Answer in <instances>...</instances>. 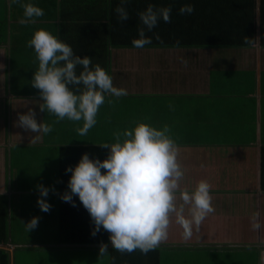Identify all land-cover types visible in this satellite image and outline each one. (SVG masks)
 <instances>
[{
    "label": "crops",
    "instance_id": "1",
    "mask_svg": "<svg viewBox=\"0 0 264 264\" xmlns=\"http://www.w3.org/2000/svg\"><path fill=\"white\" fill-rule=\"evenodd\" d=\"M91 1L32 0L44 14L35 23L21 24L26 0H0V196L5 198L0 232L7 233L0 250L9 264H264L259 175L264 48L110 45L107 14L100 15ZM126 7L134 12L133 0ZM136 19H117V24L132 26ZM38 26L93 63L104 69L108 65L113 84L127 90V95L106 98L86 135L76 131L82 121L57 120L39 109V90L31 85L38 61L26 43ZM28 108L35 110L38 122L52 123V131L35 134L21 128L17 114ZM137 121L169 126L185 172L180 188L191 190L206 179L213 211L193 223L187 237L173 214L167 237L155 248L121 252L109 240H91L88 211L75 194L73 205L59 193L71 175L66 165H75L83 152L105 158L107 151L99 143L114 142V132ZM38 183L55 188L45 197L51 205L46 212L36 203ZM187 210L185 205L186 216ZM32 216L39 220L28 230L25 223ZM101 242L108 250L98 255Z\"/></svg>",
    "mask_w": 264,
    "mask_h": 264
},
{
    "label": "clouds",
    "instance_id": "2",
    "mask_svg": "<svg viewBox=\"0 0 264 264\" xmlns=\"http://www.w3.org/2000/svg\"><path fill=\"white\" fill-rule=\"evenodd\" d=\"M127 3L128 0H119L115 8L121 22L129 18ZM22 7L21 24L35 23L36 18L44 14L43 8L32 0L23 2ZM193 10L190 2L178 9L181 14H190ZM171 11L170 5L148 3L138 13L142 27L137 29L138 35L132 39V45L139 48L149 44L151 37L145 32L151 31L161 19L168 22ZM243 39L252 46L258 43L249 36ZM26 43L33 48L38 61L31 85L39 90L42 101L39 109H47L57 120L82 121V126L76 128L81 136L96 124L98 109L106 98L127 95L126 88L115 86L112 76L99 63H93L89 55L77 54L70 44L49 30H34ZM17 116L16 123L26 131L35 134L52 131L53 124L42 119L38 122L32 108ZM113 135L114 142L99 143L107 149L105 158H90L88 152H83L75 165L65 166V172L71 175L66 190L59 193L60 199L74 205L75 194L90 215L91 234L106 230L111 247L121 252L135 249L147 252L155 248L167 237L173 214L183 228V235H191V225L198 224L213 211L210 184L200 179L191 190L180 188L185 172L178 161L177 145L169 126L158 128L137 121L132 128L116 131ZM35 187L39 193L36 203L46 212L51 205L45 197L50 188L53 192L55 188L43 183ZM177 196L182 201L179 204ZM185 205L188 206L187 216ZM38 220V216H32L25 223L26 228H35ZM107 250L108 244L101 242L98 255Z\"/></svg>",
    "mask_w": 264,
    "mask_h": 264
},
{
    "label": "trees",
    "instance_id": "3",
    "mask_svg": "<svg viewBox=\"0 0 264 264\" xmlns=\"http://www.w3.org/2000/svg\"><path fill=\"white\" fill-rule=\"evenodd\" d=\"M188 2L193 4V12L190 14L179 13V7ZM133 3L135 4L134 12H129L127 4L125 7L129 17H137L135 24L132 26L123 24L122 28H119L118 18L115 16V8L119 4V0L91 1L92 6L97 8L100 15L104 12L105 15L107 14L104 18L107 24L108 44L133 47L131 41L137 37V29L142 27L138 13L144 10L148 3H152L154 6H166L168 3L173 4L170 20L165 22L161 19L151 31H146L145 35L151 37V42L143 47L152 45H167L176 48L187 46L247 47L250 45L246 44L243 38L249 36L258 41L259 47L264 48V0H133ZM256 12L259 15L254 18ZM64 21L65 19L60 20L61 23ZM163 32L166 34L163 35ZM105 70L110 74L108 65ZM80 147L78 146L77 149ZM91 147L93 145L88 148ZM259 175L261 187L264 190V143L260 147ZM4 199L3 196H0V213L4 211L1 212ZM95 236L96 238H93L91 235V240L98 238L107 241L109 234L105 230V232H98ZM6 239L7 233L0 232V243ZM0 264H9L3 250H0Z\"/></svg>",
    "mask_w": 264,
    "mask_h": 264
},
{
    "label": "rangeland",
    "instance_id": "4",
    "mask_svg": "<svg viewBox=\"0 0 264 264\" xmlns=\"http://www.w3.org/2000/svg\"><path fill=\"white\" fill-rule=\"evenodd\" d=\"M38 28H40V26H38Z\"/></svg>",
    "mask_w": 264,
    "mask_h": 264
}]
</instances>
